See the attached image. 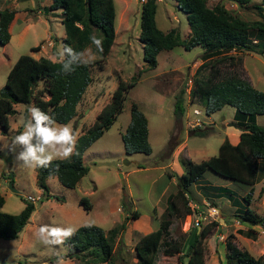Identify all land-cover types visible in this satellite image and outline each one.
<instances>
[{
	"label": "rangeland",
	"instance_id": "rangeland-1",
	"mask_svg": "<svg viewBox=\"0 0 264 264\" xmlns=\"http://www.w3.org/2000/svg\"><path fill=\"white\" fill-rule=\"evenodd\" d=\"M39 1L0 0V8L7 7L14 12L8 24L11 39L0 46V87L7 71L20 54L33 55L35 58L43 56L52 61L62 57L64 33L59 12L54 10L43 13L41 5L47 6L51 0ZM141 1L113 0L115 35L107 54L101 57L96 52L95 43L82 51V58L89 63L91 81L76 105L75 115L68 123H52L40 135L36 145L30 147L22 144L21 138L30 127L32 102L13 105L15 112L8 116L9 128L0 132V194L4 199L0 211L17 214L27 201V196L34 198L39 195V199L32 202L34 209L19 236L12 240L0 238V264H85V258L66 257V248L60 242L59 234L65 236L76 227L87 224L97 225L105 231L122 221H125V228L115 238L112 257L115 264H136L133 243L147 227L150 230L157 228L163 212L159 214L161 205H156L162 192L167 194L176 189L168 176L169 172L177 175L171 166V160L175 163V168L180 167L183 171L180 159L199 162L215 155L224 138L222 123L235 121L231 106L225 105L207 115L197 99L190 97L194 70L203 61L200 57L203 49L200 46L184 49L177 45L169 50H161L156 55V66L152 69L146 67L142 58V44L138 40ZM259 1L249 0L243 7H238L232 0H205L207 6L221 3L229 12L247 21L259 19L253 8ZM155 4L154 20L157 28L163 32L174 29L180 38H186L189 30L185 14L176 7L175 0H155ZM22 28L23 31L19 33ZM97 30L100 36L103 30ZM92 33L96 35L97 31L91 28ZM95 40H98V36ZM36 45L39 48L30 51V47ZM51 48L59 49L58 58L50 54ZM220 55L227 59L231 56L239 59V63L228 64L227 60L217 63L222 72L233 71L248 80L254 88L264 91V48L261 49L260 43L253 51L232 50ZM220 55L211 57L202 72L209 70ZM99 59H102L101 69L98 68ZM131 76L137 77L136 82L125 93L121 111L82 154V162L88 168L87 173L73 188L63 186L57 178L51 176L46 180L48 191L39 189L35 184L36 164L69 156L75 138L92 123L118 80L128 81ZM188 79L191 82L188 83ZM180 90L183 91L184 112L181 118H175L173 103ZM131 103H135L146 117L147 141L151 148L149 154L127 153L124 150L120 134L128 124ZM195 112L199 114L194 115ZM196 119L201 124V129L208 128L209 131L203 135H189L188 131L196 126ZM254 122L264 127V115H256ZM181 142L185 143L183 151L184 146L179 145ZM180 149V154L174 157L173 151ZM260 174L259 172L258 175ZM171 177L175 183V176ZM202 179L212 184L226 182V179L210 172H205ZM9 182L16 192L9 189ZM238 186L247 192L248 187ZM190 189L193 196L196 192L204 194L198 185ZM209 191L206 189L208 196L212 195ZM82 196L88 199L90 209L85 210L79 203L78 199ZM121 202L128 206V211L122 208ZM197 204L205 216L201 223L216 222V216H209V211L206 210L212 206L210 203ZM242 204L244 205L243 201ZM131 209L137 210L138 217L125 220ZM195 216L189 214L173 217L166 239L180 243L182 248L194 226ZM259 231L264 237L263 226ZM228 233L232 232L214 227L208 234L204 240V264L223 263V240ZM250 237L256 239L253 235ZM248 239V242H239L240 248L243 247L254 257L264 254V239L263 242L260 237H257L258 241ZM163 250L161 248L157 252L156 263L179 264V254L169 256ZM180 258V264H184L185 258Z\"/></svg>",
	"mask_w": 264,
	"mask_h": 264
},
{
	"label": "trees",
	"instance_id": "trees-1",
	"mask_svg": "<svg viewBox=\"0 0 264 264\" xmlns=\"http://www.w3.org/2000/svg\"><path fill=\"white\" fill-rule=\"evenodd\" d=\"M238 7H243L249 0H232ZM176 7L185 14L188 26V36L180 38L174 29L167 32L157 28L154 20L155 0H142L139 13L138 40L142 44V58L148 69L156 66V55L161 50H169L180 45L184 49L200 46L203 49V61L195 68L190 97L196 98L208 115L223 106H231L234 110L231 125L239 130V139L231 144L224 138L217 147V153L199 162L182 158L180 163L183 171L175 176V187L164 200L165 206L159 224L154 230L140 235L133 250L136 264H158L156 254L163 252L177 255L179 264L185 258L184 264H204V240L217 226V222L208 221L193 226L190 229L183 247L174 240L166 239L168 227L175 216L192 213L188 202L191 197L190 187L198 183L208 170L214 174L232 181L234 184L248 187L242 198L244 206L230 217L239 223L249 226L263 225L264 215H259L247 207L252 186L257 181L258 160H264V127L254 122L256 115H264V91L258 90L252 84L239 77L235 72H222L216 65L226 60L228 64L239 63V59L226 58L220 55L235 50L253 51L255 46L264 48V0L254 4L253 8L259 17L255 21H247L232 14L221 3L209 7L205 0H175ZM58 10L60 23L63 26L62 57L52 61L40 56L34 58L29 54L17 56L6 73L3 85L0 87V132L9 128L8 116L15 110L16 103L31 104L30 127L21 138L24 145L34 147L40 135L48 130L52 123H68L75 115V108L81 96L91 81L89 63L82 58V51L94 44L96 52L104 57L114 39V2L113 0H51L43 6V13ZM13 10L0 8V46L5 45L10 38L8 24L13 18ZM94 28L96 35L91 34ZM103 30L99 36L98 30ZM98 36V40L95 37ZM253 39V40H252ZM39 47L31 46L30 51ZM50 54L58 57L55 49ZM217 62L209 70L202 72L210 62L211 57L219 56ZM226 58V59H225ZM241 59V58H240ZM98 61V68L102 65ZM197 76V78H195ZM136 76L128 81L118 80L107 102L94 116L92 123L76 138L69 156L61 159L41 161L35 166V184L44 192L48 191L46 180L54 176L66 187L73 188L78 180L87 173L88 168L82 162L83 152L97 139L121 111L125 93L136 82ZM173 103V115L181 118L184 112L182 90ZM25 115V114H24ZM208 129V128H207ZM206 128L193 127L189 135H203ZM147 120L144 114L131 103L129 121L120 134L125 152H142L149 154L151 148L147 141ZM204 198L213 204L206 189L219 191L220 194L231 195L225 187L200 186ZM264 190V186L261 187ZM47 194V193H46ZM85 210L91 205L84 196L78 199ZM195 201V199H194ZM4 199L0 194V207ZM128 211V206L121 202ZM34 209L33 203L26 201L17 214L0 211V238L12 240L22 231ZM138 212L131 209L125 220L136 219ZM125 228V221L104 231L97 225L87 224L76 227L72 232L61 238L66 248V257L84 259L85 264H115L112 254L115 238ZM254 233L253 229L249 230ZM249 234V232H248ZM247 235L246 237H249ZM233 235L224 237V254L222 264H264V254L252 256L248 251L238 247L232 241Z\"/></svg>",
	"mask_w": 264,
	"mask_h": 264
},
{
	"label": "crops",
	"instance_id": "crops-1",
	"mask_svg": "<svg viewBox=\"0 0 264 264\" xmlns=\"http://www.w3.org/2000/svg\"><path fill=\"white\" fill-rule=\"evenodd\" d=\"M39 2H41V0ZM47 5H49V4H47ZM41 6L43 7V5H41ZM42 7H40V8H42ZM22 31H23V28L21 29V31L19 33H21ZM9 33H10V31H9ZM10 39H11V34H10L9 40ZM56 52H57L58 55L60 54L59 49H56ZM31 56H33V55H31ZM231 122H232V120H228L225 123H222L223 124V126H222L223 134H224V138H226L231 144H236L238 139H239V130L237 128L233 127L231 125ZM213 128H214V126H213ZM217 128H219L218 125H217ZM215 129L216 128H214V130ZM224 138H222V140ZM179 145H183L184 146V148H182V151H183V149H185V143L181 142ZM180 151H181V149L173 151V156L175 157L177 154L179 155ZM171 161H172L171 166L173 167L174 171H176L177 175L181 174L182 173V169L180 167H176L175 168L174 167L175 163L173 162V160H171ZM257 163H258L257 181L252 186L251 195L249 196V202L247 204V207H252L251 210H253L254 212H256L259 215H264V190L263 191L260 190L261 187L264 186V160H258ZM169 167H170V165H169ZM206 172H210L213 175L218 176V175L214 174L211 171L207 170ZM259 172L261 173L260 175H258ZM161 175H163V174H161ZM218 177H220V176H218ZM171 178H173V177H169L170 182L172 184H175V183H173L174 180H172ZM199 181L200 182H198V183L192 184L190 188H192L193 186H196V185H198V186H206V185L207 186L208 185L209 186H218V187H225L231 193V195H227V194H223L222 195V194L218 193L219 192L218 190L217 191H212L211 189H208V190H210L209 192H212L213 195H214L211 198L210 196H212V195L209 194L210 195L209 197L214 202L213 204H211V203L210 204L212 206H214L216 208V211H217V215H216L217 219H215V220L217 222V226L216 227L218 229L223 230V231L227 229L228 232H232L231 234L233 235V241H235L236 245H238V246H239V242L240 241L243 242V243L244 242H248L249 241L248 238L252 239V241H258L257 237H260V238H262V242H263L264 237L261 236V233H260L259 230H260L261 226L264 227V225H252V226H249L248 224H245V223H239L237 220L232 219L230 217L235 211H237L236 208L238 210H241L243 208V206H244L242 204V201H241L243 196L245 195V191L243 190V188L239 187L238 185L234 184L232 181L227 180V179L225 180L226 182L223 183V184H212V183H209L205 179H202V178ZM201 181H203L204 184L201 183ZM256 185H259V187L256 188ZM173 191L174 190H170V192H173ZM190 192H191V189H190ZM167 194L165 192H162L160 201L156 205V206H160L161 205L160 206L161 212H158L159 214H161L163 212V210H164V206H165L164 200H165V197H166ZM192 196L193 195H191V197ZM193 197H194L195 201H197V203L201 202V203H204L206 205H207V203H209L207 200H205L203 193L196 192V194H194ZM197 203H194V200H193V203H192V199H190V201L188 202L190 208L192 209V213L191 214L194 215V216L197 215V216L194 217V219L200 217V215H199L200 214L199 213V211H200L199 207L200 206H198ZM154 207L155 206L152 207L153 211L155 210ZM206 210H208V209H206ZM153 211H152V213H153ZM187 215H189V214H187ZM157 216H159V215H157ZM226 222H227V224H226ZM126 229H127V227H126ZM250 229H253L256 232L251 233L249 231ZM150 231H152V230H150L147 227V230H145V232L143 234H145L147 232H150ZM248 232H249V234H248ZM247 235H253L254 237H256V239L255 238H251L250 236L246 237ZM18 236H19V234H18ZM62 236H60V234H59L60 242H61ZM219 236L221 238L222 234H220ZM134 243H133V245H134ZM263 245H264V243H263ZM239 247H241V246H239ZM54 259H56V258H54ZM56 262H59V261H56Z\"/></svg>",
	"mask_w": 264,
	"mask_h": 264
},
{
	"label": "built area",
	"instance_id": "built-area-1",
	"mask_svg": "<svg viewBox=\"0 0 264 264\" xmlns=\"http://www.w3.org/2000/svg\"><path fill=\"white\" fill-rule=\"evenodd\" d=\"M189 82H191V81L188 79V83H189ZM188 86H189V85H188ZM194 114H196V112H195ZM197 122H199L198 119H196V123H195V125H196V126L200 125V123H197ZM37 198H38V196L36 197V199H37ZM26 199H27V200H30V201L34 200V198H32L31 196H27ZM208 211H209V215H216V213H217V212H216V209H215L214 207H210V208H208ZM200 218L203 219L202 216H201ZM194 225H198V221H197V219L194 220ZM263 225H264V222H263Z\"/></svg>",
	"mask_w": 264,
	"mask_h": 264
},
{
	"label": "clouds",
	"instance_id": "clouds-1",
	"mask_svg": "<svg viewBox=\"0 0 264 264\" xmlns=\"http://www.w3.org/2000/svg\"><path fill=\"white\" fill-rule=\"evenodd\" d=\"M197 114H199V113H197ZM197 114H194V115H197ZM201 126V124L200 125H198V126H194V127H200ZM38 196V198L36 199V197ZM36 197H34V200H38L39 199V195H37ZM33 198V197H32ZM27 200V199H26ZM34 200H32V201H30V200H27V201H29V202H33ZM211 207H214V206H211ZM215 208V207H214ZM216 209V208H215ZM217 212V211H216ZM199 215H200V217L202 216L203 218L205 217L202 213L203 212H201V210L199 211ZM209 215V214H208ZM216 215H217V213H216ZM216 215H209V216H216ZM195 218V219H197V221H198V225H196L197 226V228H199V224H200V222H201V220H202V218ZM194 219V220H195ZM194 224V223H193ZM195 226V225H194Z\"/></svg>",
	"mask_w": 264,
	"mask_h": 264
},
{
	"label": "water",
	"instance_id": "water-1",
	"mask_svg": "<svg viewBox=\"0 0 264 264\" xmlns=\"http://www.w3.org/2000/svg\"><path fill=\"white\" fill-rule=\"evenodd\" d=\"M120 176H121V175H120ZM8 187H9V189H10L11 191L16 192V190L11 186V183H10V182L8 183Z\"/></svg>",
	"mask_w": 264,
	"mask_h": 264
}]
</instances>
